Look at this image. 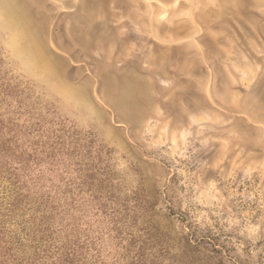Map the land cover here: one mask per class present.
Returning a JSON list of instances; mask_svg holds the SVG:
<instances>
[{
	"label": "rangeland",
	"instance_id": "obj_1",
	"mask_svg": "<svg viewBox=\"0 0 264 264\" xmlns=\"http://www.w3.org/2000/svg\"><path fill=\"white\" fill-rule=\"evenodd\" d=\"M0 170V264H264V0H0Z\"/></svg>",
	"mask_w": 264,
	"mask_h": 264
},
{
	"label": "trees",
	"instance_id": "obj_2",
	"mask_svg": "<svg viewBox=\"0 0 264 264\" xmlns=\"http://www.w3.org/2000/svg\"><path fill=\"white\" fill-rule=\"evenodd\" d=\"M3 174L4 173H1V170H0V179L4 178V179H7L8 181L11 180L10 176L4 177ZM10 182H12V181H10ZM11 185L15 186L14 182H12ZM15 205H17V204L14 201H13V203H8V206H10L13 209L7 208V213L6 214L3 213L1 215L3 217V219L0 221V257H2V258H6L7 256H10L11 255L10 252H12V250H13V247L6 248V246H5L6 241L4 240V237H5L4 229L7 228V226H6L7 222L11 221V217L14 216L13 213L16 209ZM34 263H35L34 261L27 260L25 263H22V264H34Z\"/></svg>",
	"mask_w": 264,
	"mask_h": 264
}]
</instances>
